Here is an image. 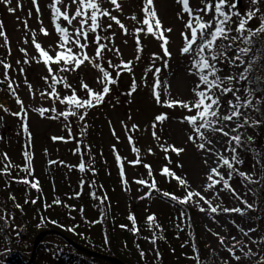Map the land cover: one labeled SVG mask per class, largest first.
Returning a JSON list of instances; mask_svg holds the SVG:
<instances>
[{"label": "rangeland", "instance_id": "obj_1", "mask_svg": "<svg viewBox=\"0 0 264 264\" xmlns=\"http://www.w3.org/2000/svg\"><path fill=\"white\" fill-rule=\"evenodd\" d=\"M19 2L21 4L19 8H16V0L9 5L16 8L14 13H9L5 4L0 3V22L4 25L9 41L7 48L0 47V59L12 66L8 70V80H5L3 67L0 65V81H3V86H0V105H3V108H0V169L6 164L12 165L8 169V174H0V217L4 218L0 219L2 226L0 264H74L70 262L69 256L78 255L79 250L68 244L63 237L101 254L107 252L106 254L112 255L110 247H116L115 257L120 261L123 259L125 264H198V261L199 264H224L226 260L228 264L258 262L264 264V261H261V257H264V143L261 144L258 138L255 128L257 124L241 129L245 134V147L238 151L244 163L235 167L252 175L253 180L259 182L252 184L247 181L241 182L238 175H234L230 181L242 198L255 205L254 210H247L243 217L236 213L217 215L208 211V205L199 197L194 196L191 202L180 204L162 195L168 192L170 195L183 198L188 191H197L213 205L244 207L230 192L219 191L222 185L205 191L209 166L204 161L208 154L188 140V136L193 133L190 127L181 121L183 116L189 113L178 106L163 107L156 103L152 95L151 85L154 78L151 72H146L150 66L153 71L160 68L161 81L168 82L167 97L163 93V88L160 90L162 99H192L194 77L188 72L189 58L180 53L183 46L180 33L184 31L183 25L187 15L184 14L183 20L178 18L180 6L175 0H154L163 27L172 29L171 33H165L169 39L170 57L163 56L159 47L160 41L141 33L142 51L139 54L140 59H136L135 37L132 30L139 25L130 17L135 14L138 19L142 18L140 12L142 0H119L123 11L112 13L129 29L128 35H125L114 22L107 18L103 19L105 27L109 23L113 26L101 35L111 36L112 33L115 35L111 41L102 42L108 44L109 48H118L120 56L118 57L115 51L105 50L104 60L98 62L114 79L117 70L108 68V60L115 64L121 59L125 62L133 61L132 71L120 70L119 78L115 84L110 85L111 90L104 101L87 109L83 121H80L78 116L69 117L67 121L63 117L50 119L48 117L56 113L49 111L42 117L33 111L40 107L48 109L55 107L57 112L65 111L67 105L60 104L58 100H53L47 95H40L41 92L51 91L42 79L48 73L43 63H37L32 59L38 55L31 44L32 31L37 32L38 42L49 51V54L54 55L56 51L58 36L51 24V13L48 8L51 0H37L41 8L39 18L31 0ZM65 3L70 4V0H65ZM102 6L112 10L108 0H104ZM190 6L201 5L198 0H190ZM250 7L253 6L249 0H241V6H238L237 10L243 13ZM29 11L32 13L31 17L28 16ZM69 11H74V6L69 7ZM259 16L260 13L250 22V27L259 26ZM25 20L28 29L24 27ZM41 23L49 32L48 36L39 33ZM25 40L28 43H24ZM0 45H3V38H0ZM239 46L245 45L241 43ZM9 48L11 55H8ZM21 48L27 51V56L20 52ZM86 51L90 56H94L95 45L90 44ZM154 53L162 59L153 61ZM24 59H28L29 63L24 64ZM244 59L251 62L249 79L233 84L242 90L244 88L252 90L253 103L259 101L257 107L260 110L245 111L253 120L261 122L264 120V98L261 92L264 89V38H260L256 44L253 43L252 51ZM17 60L21 63L17 64ZM165 60L168 63L167 67H164ZM247 66L248 64H245L243 67ZM52 67L57 70L56 65ZM20 68L25 70L23 75L20 74ZM240 71L242 68H225L229 75H238ZM58 75L66 77L72 86L71 89H65L62 84H58L56 88L61 96L70 95L71 90L75 89L79 97H85V91L80 87L81 81L95 91L102 88L97 82L98 70L87 61L76 71L58 72ZM25 79L32 85V93L29 92ZM133 79L136 80L137 87L128 95ZM9 81L12 82L16 95L24 102L28 112L30 140L29 135L21 128L20 118L11 115L12 112H18L20 107L10 94ZM241 94L243 95V92ZM4 108L9 111L5 112ZM161 113L166 114L168 118L156 123L155 117ZM154 123L155 128L152 127ZM133 124L137 125L136 129H132ZM66 125H70L71 137L69 127ZM154 131L159 139L153 137ZM208 135L214 138L211 133ZM129 136L132 137V143L129 142ZM247 136H252L253 140L248 142ZM52 137L65 139L53 140ZM199 142L197 140V143ZM161 145H174L183 148L184 151L179 155L171 151L165 153ZM133 147L138 149V153L133 151ZM25 151L31 156L30 176L22 170L25 164L23 155ZM4 154H7L8 160H4ZM117 155L121 158L119 162L116 159ZM165 156L168 159H165ZM138 157L140 163H132ZM81 161L85 164L84 171L79 169ZM145 164L150 166L151 176L148 175L149 169L144 167ZM165 166L177 176L184 178L188 187L184 188L175 179L162 175L161 170ZM223 171L227 172L226 169ZM25 177L30 181H38L40 190L18 182ZM140 179L147 183L143 185L136 183ZM153 180L156 182V188L150 190L149 185ZM93 193L100 199H94ZM56 199H59V204L53 203ZM33 200L36 203H32ZM17 204L20 207H17ZM200 207L205 211L201 212ZM130 214L136 219V226L139 229L135 234L130 230L132 227V222L128 219ZM149 215L155 217L152 228L146 219ZM97 220L101 222L93 223ZM231 221H235V225ZM121 225L127 227L122 228ZM237 225L245 231L249 228L257 229L254 233L250 232L249 236L258 243L253 244L238 230ZM53 229L65 235L55 233L43 235L38 240L33 260L29 263L33 242L38 233ZM27 232L32 233V239L25 238L23 234ZM213 233L225 237L229 246L234 243L231 237H236L242 242L237 249L247 244L256 255L249 258L236 250V255L241 257L240 261H236ZM152 239H155V244L151 243ZM22 250L25 254L20 258L16 253ZM247 250L244 248V251ZM141 251L145 254L143 258L140 255Z\"/></svg>", "mask_w": 264, "mask_h": 264}, {"label": "snow or ice", "instance_id": "obj_2", "mask_svg": "<svg viewBox=\"0 0 264 264\" xmlns=\"http://www.w3.org/2000/svg\"><path fill=\"white\" fill-rule=\"evenodd\" d=\"M13 0H0V3L5 4L9 13H14L16 8L21 7L19 0H16V8L11 7ZM32 5L35 7L37 17L41 14V8L39 7L37 0H31ZM104 0H70V4H66L65 0H51L48 4V8L51 13V24L54 27V31L58 36L56 43V51L54 55L49 54V51L44 49L37 40V32H31V44L36 50L37 56H33L32 59L37 63H43L47 69L48 75L42 77L48 88L51 91L41 92V96L47 95L53 100H58L60 104L67 105V110L57 112L56 108L51 109L40 107L35 108L33 111L39 113L42 117L47 112L56 113L54 116H50V119H59L61 117L64 120H68L69 117L78 116L80 121H83L86 115V110L93 108L101 104L105 96L110 92V85L116 83V79L119 78L121 71H132L133 61L125 62L123 59L118 64L108 60V68L116 69V79H114L111 73L98 61L104 60V52L115 51V54L119 57L120 50L118 48H109L108 44L102 41H111L115 35L103 36L102 32L111 29L112 23L105 25L102 23L104 18L112 21L122 30L125 35L129 34V29L121 22L117 16L113 15V11L122 12V5L119 0H108V3L112 6V10L103 7ZM175 3L180 6V11L177 13L178 18L184 19V14L187 15V19L184 22V31L180 33L183 39V46L180 48L182 56H187L188 60V72L194 77V87L192 88V99L179 100L174 98L162 99L161 88L165 97L168 95V82L166 80L161 81L159 74L160 68H155L153 71L150 66L146 72H151L154 78V82L151 85L152 95L157 104H161L163 107L173 108L180 107L186 109L189 113L183 116L182 123H186L189 127L192 135L188 136V140L196 144L199 150H202L208 154V158L205 159V164L209 166V171L206 173V186L205 191L216 188L217 185H222L219 191H228L235 199L239 200L240 204L244 205L243 208L239 206L224 207L222 204L213 205L211 201L207 200L200 192L188 191L187 195L183 198H178L175 195H170L168 192L162 193L164 197L170 198L173 201H178L180 204H186L192 201V198L199 197L208 205V211L213 214H230L236 213L243 217L246 215L247 210H254L255 205L249 203L247 199L242 198L236 190L230 184V181L234 178V175H238L241 178V182L247 181L248 183H258L259 181L253 180L252 175L245 171L239 170L235 165L243 164L244 160L239 155L240 149L245 147L244 133L241 129L245 127H251L259 124L260 121L253 120L251 116L245 111L252 109L253 111H259L257 107L259 101L255 104L252 100V90L239 87H234L233 82L246 81L249 79V73L251 72V62L246 61L244 58L252 51L253 37L264 34V0H249L250 7L247 11L241 12L238 9L239 0H198L199 5L197 7L190 6V0H175ZM74 6V11H69V7ZM63 9V10H62ZM142 18L133 14L130 19L135 21L139 26L132 30V34L135 37L136 46V59H140V52L142 51L141 45V33L144 35H150L154 39L160 41V49L163 52L164 57H170L168 44L169 39L165 36V33H171V28H164L161 20L158 18L157 11L154 6V0H142V7L140 8ZM259 16V26L252 28L249 26L257 14ZM32 13L29 11L28 16L31 17ZM19 19V17L17 18ZM75 22V23H74ZM25 29H28V23L24 22ZM71 29V31H70ZM39 33L48 36L49 32L42 25L39 28ZM91 36V39H90ZM0 38H3V45L0 47H8L9 41L4 30V25L0 22ZM24 43H28L27 40ZM126 43V41H125ZM245 46L240 47L239 44ZM90 44L95 45V55L90 56L86 49ZM20 52L28 55L24 48L20 49ZM8 55H11L10 48L8 49ZM162 59L160 56L153 54V61ZM87 61L99 72L97 82L102 86L100 91H95L88 84L81 81L80 87L85 91V97L81 98L77 95L75 89L71 90L70 95L61 96L57 91L56 86L62 84L65 89H71L72 86L67 82L66 77L58 75V72H70L76 71L82 64ZM21 61L17 60V64ZM24 64H28L29 60L24 59ZM248 64L247 67H243ZM0 65L3 67L4 79L8 80V70L12 67L11 64L0 59ZM52 65L57 66V70H54ZM167 60L164 61V67H167ZM242 68V71L238 75H229L225 72V68ZM20 74H24V68L19 69ZM258 79V78H257ZM50 81V83H49ZM3 81H0L2 83ZM25 84L28 87L30 93L33 88L30 83L25 79ZM137 82L133 79L130 91L128 95L136 90ZM8 88L10 94L15 99L16 104L19 105L20 110L18 112H12L11 115L19 117L21 120V128L26 135H29L31 139L29 128L27 124L28 112L25 108L24 102L16 95L13 89L12 82H8ZM243 92V95L241 94ZM231 98H227V97ZM227 98V99H225ZM3 108V105H0ZM5 112L9 110L3 109ZM80 110H85L81 112ZM168 117L166 114L161 113L155 117V122H163ZM156 123L152 125L156 127ZM69 127V137L72 133ZM86 127V125H85ZM132 129H136L137 125L133 124ZM212 134L214 138H210L208 135ZM153 137L159 139L155 131ZM53 140H64V137H52ZM197 140L200 141L197 143ZM252 136H247V141L251 142ZM129 142L132 143V137L129 136ZM30 146V145H29ZM162 150L165 153L169 151L175 152L177 155L184 151L183 148H177L174 145L164 146L161 145ZM79 151V148H77ZM133 151L138 153V149L133 147ZM151 152V149H149ZM230 153V155H225ZM25 164L23 171L27 175L32 174L31 169V156L28 151L23 153ZM117 161H120L119 155L116 157ZM165 159H168L165 156ZM4 160H8L7 154H4ZM211 161V163H209ZM132 163H140L139 157ZM11 164H6L3 169H0V174H8V169L11 168ZM145 168L149 169L148 175H152V170L149 165L145 164ZM81 171L85 170V164L83 161L79 164ZM226 169L225 173L223 170ZM161 174L171 177L178 181L179 185L187 188V181L177 176L167 166L161 170ZM123 176V171L121 172ZM25 185H29L31 188L39 191V182L30 181L27 177L22 178L20 181ZM138 184H146L143 179L137 180ZM150 190L156 188V182L153 180L149 185ZM79 195V193H77ZM94 199H100L93 193ZM218 197V193H217ZM14 199V197H10ZM106 199V197L104 198ZM27 202V201H26ZM101 204L103 199L100 200ZM32 203H36L35 200ZM55 204H59V199L53 201ZM20 207L19 204L16 205ZM48 207V205H46ZM199 210L204 212L205 209L200 207ZM81 211H83L81 209ZM101 215L103 212L101 211ZM183 215V213H182ZM0 219H4L0 217ZM129 221L132 222L131 231L135 234L139 231L136 224V219L133 215L128 216ZM149 227L152 228L155 222L153 215L147 216ZM97 220L93 223H100ZM55 223V221H52ZM235 225V221H231ZM2 227V226H0ZM122 228H126V225H121ZM158 227V225L156 226ZM238 230L253 244L258 243L256 240L249 236V233L257 231L255 228H249L245 231L243 228ZM73 231L74 229H68ZM217 236L221 245L229 252L231 257L236 261H240L241 257L236 255V250L243 252L245 257H252L256 255L247 244L237 249V246L242 242L237 240L236 237H231L234 241L230 246L226 243L225 237L219 236V233H213ZM151 243L155 244V239L151 240ZM247 248V251H244ZM141 258L144 257V252H140ZM156 257H159V253H156ZM261 261H264V257H261ZM199 264V261H198ZM224 264H228L226 260ZM259 264V262H258Z\"/></svg>", "mask_w": 264, "mask_h": 264}, {"label": "trees", "instance_id": "obj_3", "mask_svg": "<svg viewBox=\"0 0 264 264\" xmlns=\"http://www.w3.org/2000/svg\"><path fill=\"white\" fill-rule=\"evenodd\" d=\"M260 38H264V36H262L260 34V35H257L255 37H253V43L256 44L257 42H259ZM261 92H262V95H263L262 97L264 98V89L261 90ZM255 128H256L260 143L261 144L264 143V120H262L259 124H257L255 126ZM47 230H51V229H47ZM42 231H45V230H42ZM53 231L56 232L55 234H58V235L63 234V235H65L64 233H62L59 230L53 229ZM23 235L25 236V238L29 237V238H27L28 240H30V238L32 239V233L31 232H27V233H25ZM88 250H91V249H88ZM110 250H111V254H112L110 256L115 257L117 248L116 247L113 248L111 246ZM95 252H97V251H95ZM78 253H77L78 255L70 254L69 260H70L71 263L75 264V262H77V263H80V264H113V263H110V262H108V261H106L104 259L87 255V254L83 253L82 251H78ZM97 253H100V252H97ZM106 253H105V255H109V254H106ZM24 254H25V251H23V250L16 253V255H18L20 258L23 257ZM121 261L126 263L123 259Z\"/></svg>", "mask_w": 264, "mask_h": 264}, {"label": "water", "instance_id": "obj_4", "mask_svg": "<svg viewBox=\"0 0 264 264\" xmlns=\"http://www.w3.org/2000/svg\"><path fill=\"white\" fill-rule=\"evenodd\" d=\"M238 6L240 7L241 6V0H239V4ZM0 86H3V83H0ZM50 233H56L55 231H40L33 243V248H32V253H31V256H30V261L29 263L32 262L33 260V257H34V254H35V250H36V246H37V242L38 240L43 236V235H46V234H50ZM63 239L68 243L70 244L72 247H74L75 249L79 250V251H82L83 253L87 254V255H90V256H93V257H98V258H101V259H104L110 263H113V264H125L124 262L120 261L118 258L116 257H113V256H110V255H105V254H101V253H97L95 251H92V250H88L84 247H82L81 245H79L78 243L74 242L73 240L67 238V237H63Z\"/></svg>", "mask_w": 264, "mask_h": 264}]
</instances>
